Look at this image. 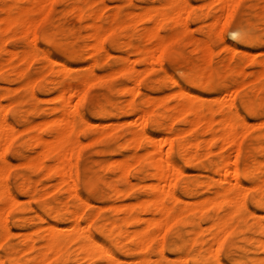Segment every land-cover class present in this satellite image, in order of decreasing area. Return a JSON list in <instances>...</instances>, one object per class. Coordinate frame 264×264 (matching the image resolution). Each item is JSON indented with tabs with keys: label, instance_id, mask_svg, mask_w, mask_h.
Returning <instances> with one entry per match:
<instances>
[{
	"label": "bare ground",
	"instance_id": "1",
	"mask_svg": "<svg viewBox=\"0 0 264 264\" xmlns=\"http://www.w3.org/2000/svg\"><path fill=\"white\" fill-rule=\"evenodd\" d=\"M28 1L29 4H23V6L20 4L12 5L6 2L0 6V9L5 12L1 14L4 16L0 18V33L1 31L5 32L12 28L30 33V38L28 37L29 41L26 42L28 46L22 54H19L18 51H14V49L6 50L9 59L7 58L8 60L6 59V62L0 63V72H3L5 68H11L10 66L15 64L12 63V60L16 58L19 61L27 60V62L32 58H43L45 60V64H42V66L44 65L43 77L48 75L47 72L53 69V64H57L58 67L56 66L57 69L54 73L56 78L55 80L53 79L54 81L52 80L54 84L52 87L49 86L47 90L52 88L55 92L53 93L55 94L53 98L57 104L54 106L52 105V107H54V110L58 113L54 114L55 117H50L52 119L43 118L44 120L42 119V121L37 123H23L22 132L28 134L26 143L33 148V151L31 150L32 153L26 157L23 165H28L29 169L32 167L35 168V170L39 169L42 172L44 171L43 173L45 174H54L58 184L57 185L55 182L54 185H65L69 193L68 196L74 195L80 202L72 208L68 206L62 207L57 203L52 205L49 204L50 206L45 205L46 207L44 206L45 208L42 212L46 213L50 218L46 219L42 213H36L34 216H36L40 224L35 228L32 227V231H30L31 228L27 230L28 232L22 233L21 246L18 248L13 245L6 246L5 250L9 264H45L50 259H57L62 262L84 259L92 264L98 259L101 261L97 264H188L187 254L182 253V249L186 244L188 247L190 246L194 249L192 261L196 264L200 261H203L204 264H264V116L260 115L257 109H254L253 105L255 106L256 104L255 100L249 101L250 107H248L247 111L255 120L250 127V123L245 116L236 108V98L241 90L239 87H244L248 84L254 87L255 90L257 88V90L259 89L261 92L264 91V61L261 60L262 62H258L261 64L260 69H258L257 74L249 81H246L243 75L241 76L243 71L240 70L241 67L239 64V67L238 65L230 66L229 69L231 72H235L238 76L240 75L237 79H234L236 81L234 86L238 85L239 87H235L233 91H230L231 87L229 90L224 88L223 91L221 90V93H218L219 95H210L211 97L196 94L191 87L182 85L172 74L163 70L164 73L167 74L171 85L174 84L176 88L170 90V92L163 96L157 95L158 97H152V95L150 96L144 93L140 104H138L141 106L135 107L137 104H134L135 96L141 92L138 82L122 83L119 89H121V92L128 95L126 99V101H128L127 104H129L132 109L135 108L133 113H135L136 118L132 121L135 123L136 127L131 133L132 136L129 135L130 144H132L134 148L129 154L126 155L121 153L117 159H113L108 169H110L111 174H115V176L117 174L119 178H124V182L128 184L127 174L130 163H132L129 159L132 157L138 165L148 161L149 168L146 172L151 180L148 182L144 177H141L135 183V185L139 186L141 191L140 195H137L136 200L105 204L104 206L106 207V205H108L107 208L111 209L112 213L101 222L96 223L95 221L94 223V220H96V211L94 212L95 214H91L89 219L93 225V231H91V225L87 224L89 220L87 219L88 221L86 223L82 222L83 214L81 212L83 208H85L83 206H89L91 203L81 198L76 190L78 170L76 161L73 159L77 155L76 148L77 144H79L76 138V124L79 121L82 126L89 127L90 123L79 112L76 103L84 97L86 86L94 81L110 79L117 74L132 77L138 73L145 72L148 66L150 64L152 66L154 63L158 67H163L161 58L169 45L165 40H160L158 46L135 48L142 53L141 61L147 65V68H144L145 70H137V68L132 65L134 57L131 61V59H129L130 57L127 58L122 55L124 57H122L118 67L110 68L106 74H101L102 76L100 75V77L97 75L98 78L94 77L96 74H94L93 66L95 64L97 65L99 61L102 62L104 60L101 58L103 51V43L101 42L102 37L107 32H114L123 25L128 26L134 22V19L139 17L140 19H146L152 22L150 23L151 25L149 24L150 26H143L145 29L144 36L145 39L155 40L159 36V29L166 22L170 23V25L173 24L177 26L180 28L179 30H183L185 26H187L185 15L189 13L191 9L186 2L187 0H159L158 5L152 4L153 6H146L142 11L140 10V12H128V10L126 13H122L120 9H116L107 20L103 21V12L101 14L99 10H96V8H101L106 4L101 6L96 5H100L102 0L98 2H92L91 0H72V6H69L70 8H68L67 12L73 14V20L71 21L70 29H65L64 32L70 31L72 34L74 33L73 36L76 38L84 36L85 42L82 46V50L88 52L94 59L93 63H87L90 65H87L84 73L81 75H74L68 80L66 76L73 72L74 68L66 62L52 59L34 41V29L40 18L36 17V7L39 6L43 8L44 13L42 16H44L50 9L51 0ZM213 2L217 3L224 12L225 20L232 15L237 4V0H212L211 3ZM94 5L97 7L94 8ZM201 14L204 15V13ZM211 16L212 15H210V17ZM84 18H89L90 21L84 26L87 31L82 35L79 22ZM139 18L138 20H140ZM218 19L219 15H214L212 25H214ZM234 33L242 37L244 34L243 27L237 26V28L233 30V34ZM2 44V37L0 36L1 52L3 51ZM226 48L233 53L237 51L234 45L227 44ZM104 50L106 51V49ZM241 51L244 56L254 54L253 52L251 53V50L247 49H241ZM107 53L104 54V56L110 55ZM218 64L220 65V63ZM16 67L20 68L16 70V68L13 67L15 68L14 73L23 78L24 84L31 89L30 87L35 77L33 78V76L28 74V70L25 68L26 66L21 67L17 65ZM217 72L218 67H212L206 79L208 80L212 74H216ZM196 78V80L201 82L204 78L203 72H198ZM87 79L90 80L86 82ZM5 80L10 81V78ZM161 80L163 81L164 79ZM161 80H159L160 83L162 82ZM129 81L131 82L132 80L130 79ZM187 81H190V79ZM192 81L195 80L192 79ZM17 85L19 86V84ZM203 86H205V83ZM252 89L253 88L250 89V92ZM53 94L51 95L52 100ZM1 95L2 94H0V96ZM75 98L76 103H73V99ZM170 100L175 101L174 104L172 103L173 105H171V103H169L171 106H167L163 111L159 112L158 107H163L162 101H166L167 103V101ZM209 101L211 102L209 103ZM259 101L257 103H260ZM0 104V246H2L6 237L10 235L11 232L5 217L6 212L9 208L16 205L18 199L13 194L7 182L6 172L8 171L9 163L4 156H2V148L6 145L5 143L6 141L8 142L10 136L12 134L14 135L15 128L2 113L5 111L6 107L3 108L2 103ZM1 108L4 110L2 109V111ZM103 109L101 110L103 111ZM101 110H98V113ZM105 110V112H107V109ZM111 110H113V108H111ZM22 116L21 111L16 112V117L21 118ZM180 118L186 123V128H175L174 122ZM153 119L157 121L158 129L148 132L143 126L147 121ZM112 126L114 125L112 124ZM160 127H163V130H166V132H160ZM19 130L18 128L17 131ZM44 130L49 131V137L41 135V132ZM248 131H253L258 138V140L252 144L251 148L253 150H259L263 155L246 152L241 160L239 142L241 136ZM168 133H171V135ZM204 134L207 136H203ZM255 135L253 136L255 137ZM217 143V146H219L218 155L211 163L212 166L210 168L208 167V173L202 174L199 172L196 178L193 177V180L189 179L185 181L184 184L181 185L180 190L177 191V179L184 172L176 161L175 156H178L183 163H192L201 156L211 154L213 152L212 147ZM144 144L146 147H144V151H141L140 148H142ZM227 145L234 146V151L236 150V155L234 157L230 156L232 152H226L231 151L225 150ZM234 153L235 152H233L232 155H234ZM50 156L53 158V161L48 164V162L46 163V158ZM24 180L26 181V179L20 180L21 183L19 184L20 188L23 189L24 186H27L23 182ZM127 184L123 187H119V184L113 186L110 184L112 187V195L116 197L123 195L127 189L129 190ZM201 186L211 191V194L207 196L204 195V197L201 196V198L196 196V198L192 197L194 191ZM27 189L29 190V188ZM49 189L42 190V194L47 195L51 190ZM189 196H191V198L187 199ZM248 196L250 200L258 206V210L252 211L248 209L246 205V198ZM79 205H82V209ZM102 206L99 205V208L101 207L102 209ZM98 209L96 210L98 211ZM209 212H211V214ZM196 213L200 215L209 213L210 220L205 227L199 224L198 221L200 220L196 219ZM148 214H151V216ZM64 215H67L66 218H69L70 222L66 225H60ZM16 219H18V224L20 225H23L28 220L19 217ZM248 219H250L251 222L249 226L244 227L243 222ZM174 224H180V228L176 230L172 240H169L170 252L175 255L174 257H169L170 255L167 256L164 254L165 250L163 251V248L165 245L162 246V239L166 229ZM95 232H97V234ZM205 232L208 233V237H204ZM229 238H231V240L228 241L227 244L228 256L225 263H223L218 257V252L225 246ZM157 239L158 247L155 249L157 250V257L151 259L147 254V250ZM166 243L167 241L165 244ZM20 252L25 254V256L19 257L18 254H20ZM120 254L132 258H129L130 260H126L127 258L122 260L119 257ZM136 254H138V256H136ZM134 256H136V258H133ZM5 262L3 261V264ZM0 264H2L1 258Z\"/></svg>",
	"mask_w": 264,
	"mask_h": 264
},
{
	"label": "rangeland",
	"instance_id": "2",
	"mask_svg": "<svg viewBox=\"0 0 264 264\" xmlns=\"http://www.w3.org/2000/svg\"><path fill=\"white\" fill-rule=\"evenodd\" d=\"M91 1L98 2L99 0ZM5 2L10 3L12 5L20 4L21 6H23V4H29L28 0H0V6ZM186 2L188 3L191 11L185 15L187 26H185L183 30H179L180 28H178L177 26L173 24L170 25V23L166 22L164 25L161 26V30L159 29V36L157 37V39L148 40L147 38L145 39V29L143 26H150V23L152 22L146 19H140L139 17L138 18L140 20H138V18L135 17L136 19L133 20L134 22L129 24L128 26L123 25L122 27L117 28L114 32H107L102 37L101 41L104 44H102V46L103 51L105 52L104 53L102 51L101 58L104 60L102 62L99 61L97 65L95 64L93 66V70L94 74H96L94 77H100L101 74H106V72H108L110 68L118 67L122 57L124 56H126L127 58L130 57L129 59H131V61L134 57L135 60L133 59L132 65L137 68V70H145L144 68H147V65L143 61H141L142 53L138 50V47L147 48L150 46H158L160 40H165L169 44L168 49L161 58V63L163 67H158L154 63L152 66L150 64L145 72L138 73L137 75H134L132 77L117 74L115 76H112L110 79H106L103 81H94L88 84L89 86H86L85 95L82 100L76 103V98L73 99V103H76L79 112L90 123L89 127L82 126L79 121V124L78 122L76 124V138L78 140L77 143L79 144H77L76 148L77 155L75 154L76 156L75 158H73L76 161V166L78 170V177L76 179V190L81 196V198L86 199L91 203L89 206H83L85 208H83V211H81L83 214L82 222L84 223H86L90 219L91 214H95V211L96 220H94V223L95 221L96 223H99L104 220L107 216H109L112 212L111 209L107 208L108 205H106V207L104 206L105 204L120 203L125 201L129 202V200H136L137 195H140L141 191L139 189V186L135 185V183L141 177H144L148 182L149 180H151L148 173L146 172L149 168L148 161L143 162L142 164L140 163V165H138L136 164L135 159L133 160L132 157L129 159V161H131L133 164L130 163L129 166L127 174L128 184L124 182V178H119L117 174L116 176L115 174H111L110 169H108L110 167L109 164L113 161V159H117V157H119L121 153H124L126 155L129 154V152L132 151L134 148V146L130 144V136H132L131 133L135 130L134 128L136 127L135 123H133L132 121L136 118L135 113H133L135 108L132 109L129 104H127L128 101H126V99L128 95L124 94V92H121V89H119L122 83L124 84V82H138L141 92L135 96L134 104L137 103L135 107L141 106L138 104H140L144 93L149 94L150 96L152 95V97H158L157 95L163 96L166 93L170 92V90L176 88L174 84L171 85L167 74L164 73L163 70H166L167 72L172 74V76L177 79V81L182 85L191 87L194 92L198 95L205 97H209L210 95L216 96L219 95L218 93H221L224 88H227L229 90L231 87L230 91H233L235 87H239L238 85L234 86V84L236 83L234 79H237L240 75L238 76L235 72H231L229 69L230 66H236L239 64L242 68H240V70L243 71V74H241V76L243 75L245 80L249 81L257 74L258 69H260L261 64H259L258 62L261 60L264 61V0H237V4L233 10V13L227 20L224 19V12L220 9L219 5L215 2L211 3L212 0H187ZM206 2H209V5ZM72 3V0H51L50 9L48 13L44 16H42V14L44 13L43 8H40L39 6L36 7V17L40 18L38 19L37 25L34 29V41L38 44L40 48H42L52 59L61 62H66L72 68H74L75 72L73 71L69 73L70 75L68 74L66 76V79L68 80H70L74 75H81L82 73H84L87 65H90L87 63H93L94 59V57L91 56L88 52L82 50V46L85 42V39L83 38L84 36L82 35H84L87 31L86 27L84 26L88 21H90L89 18H84L79 22L82 37L79 36L76 38L75 36H73L74 33L72 34L70 31H67L66 33L64 32L65 29H70L71 21L73 20V14L67 12L68 8H70L69 6H72ZM103 4L105 5L101 8H96V10H99L101 14L103 12L102 20L105 21L116 9H120L122 13H126L128 10V12H140V10L142 11V9H144L146 6H153L152 4L158 5L159 0H102L100 5H96L101 6ZM95 7L97 6L94 5V8ZM207 10L210 12H208ZM4 13L5 12L0 9V18L4 16L1 15ZM201 13H204V15ZM217 14L219 15V19L214 25H212L213 16ZM210 15L212 16L210 17ZM165 26L168 27L166 28ZM237 26H242L244 29V34L242 35V37L240 36L242 41L236 33L233 34V30L237 28ZM1 33L0 36L2 37L3 51H0V63L6 62L9 59L6 50L14 49V51H18L19 54H22L26 50L25 48H27L28 46V43L26 42H28L30 38L29 32H26V35L24 30L21 31L20 29L12 28L5 32L1 31ZM225 44L236 46L237 51H235L234 53L228 51ZM104 49H106V51ZM241 49L251 50V53L253 52L254 54L244 56ZM107 52L110 55L104 56V54H106ZM17 60V58L13 59L12 63H15L21 67L26 66L25 68L28 70V74L30 76H33V78L35 77V80L30 87L31 89H29V87L24 84V79L14 73L15 68L16 70L20 68L16 67L17 65L15 64L10 66L11 68H5L3 72H0V94H2L0 96V103H2L3 108L6 107L5 111L2 113L15 128L14 135L12 134L10 136V139L8 140V142L6 141V145L4 144L5 146H3L4 148H2V156H4V158L9 163L7 169L8 171L6 172L7 182L11 190L13 191V194L18 199L16 205L9 208L5 216L8 226L11 229V232L10 235L6 237L4 244L0 246V258L2 264L3 261L5 262L6 260L7 261L4 264H9V260L5 250L6 246L13 245L17 248L20 247L22 242V233H26L28 232V229H31L32 227L35 228L37 225L40 224L36 216H34L36 213H42L43 216L48 219L50 218V216L42 212V210L46 206H50L52 204L57 203L62 207L68 206L69 208H72L80 202V200L77 199L74 195L68 196L69 193L66 190L67 187L65 185L57 186L58 184L56 182V177L54 174H45L43 173L44 171L42 172L39 169L35 170V168L32 167H30L29 169L28 165H23V162L26 157L30 155L33 151L32 146L26 143L28 134L22 132L24 124L26 122L37 123L42 121L43 118L52 119L53 116L55 117L54 114L58 113L56 110H54V107H52V105L54 106L57 104V102L53 98L55 95L53 93L55 92L52 88L50 90H47L49 86L52 87L54 84L53 81L56 78L54 73L58 65L53 64V69L47 72L48 75L43 77L44 65L42 66V64H45V60L43 58H32L30 61L28 60L29 64L27 60ZM216 63H220V65H217ZM211 66H217L218 72L216 74H212L207 80L206 78L208 77L210 69L212 68ZM200 71H202L204 74V78L201 80L202 83L199 82V80H196V75ZM226 71L228 72V75ZM7 77L10 78V81L5 80L8 79ZM130 79L132 80L131 82L129 81ZM161 79L164 80L162 81ZM188 79H190V81H187ZM192 79L195 81H192ZM89 80L90 79H87L86 82ZM159 80L162 81V84ZM191 81L193 82V84ZM164 83L167 85H165ZM204 83L205 86H203ZM17 84H19V86ZM208 84H210L211 87ZM239 88H241V90L239 91L238 97L236 96L238 98V100L236 98V108L241 114L245 116L247 121L250 123L249 126L251 127V124H253L255 120L251 115L248 114L247 111L248 107H250L249 101L255 100L256 104L255 106L253 105L254 109H257V112L260 113V115L264 116V91L261 92L259 91V89L257 90V88L255 90L254 87L248 84L244 87ZM251 88H253L252 90L255 91L251 90L250 92ZM52 94L53 100L51 99ZM257 100H260V103H257ZM174 102L175 101L172 100L167 101V103L166 101H162L163 107L159 106L158 111H163L167 106L173 105ZM210 102L211 101H209V103ZM169 103H171V105H169ZM110 107L113 108V110H111ZM114 107L116 110L114 109ZM3 108H1V110ZM125 108L127 109V111ZM101 109H103V111ZM105 109H107L108 113L105 112ZM98 110L101 111H99L98 113ZM18 111H21L23 115L21 118L16 117V112ZM113 112L116 114H114ZM129 117L131 118V120ZM155 121V119L147 121V123L143 126L144 128H146L145 130L148 132L157 130L158 124L157 121ZM150 122H152L153 124ZM112 124L114 126H112ZM174 126L175 128L180 129L186 128L187 125L183 121V119L180 118L174 122ZM18 128L21 130V132L20 130L17 131ZM163 129V127H160L159 131L166 132V130ZM42 132L41 135H45L44 137H49V131L44 130ZM168 134L171 135V133ZM253 135H255L253 131H248L243 134V136H241L240 138L239 147L241 151V160L246 152L263 155V153L259 150H253L251 148L252 144L256 142V140H258L257 136L255 135V139ZM203 136L207 135L204 134ZM217 145L218 143L212 147L213 152L211 154L201 156L199 159L192 163H183L178 156H175L176 161L184 172L177 179V191L180 190L181 185H183L185 181L189 179L193 180L194 178H196V175L199 174V172L202 174L208 173L207 169L212 166L211 163L218 155L219 146ZM144 147H146L145 144L142 148H140V150L144 151ZM225 150H231L226 152H232L230 154V156L232 157L236 155V150L234 151L233 145H227ZM233 152H235L234 155H232ZM46 159V163L48 162V164L52 163L53 161V158L51 156ZM19 163H21L22 165ZM23 179H26V181L24 180L23 182L27 185L24 186V189L20 188L19 186V184L21 183L20 180ZM102 181L104 184L102 183ZM55 182L57 185H54ZM110 184L112 186L115 184H119V187H123L127 184L129 190L127 189V191L123 193V195L116 197L112 195V187L110 186ZM27 188H29V190ZM46 189H49L50 192H48L47 195H43L42 190ZM32 190L36 191L33 192ZM210 194L211 191L207 190L204 186H201L194 191L192 197L196 196L201 198V196L204 197V195L207 196ZM188 198H191V196L187 197V199ZM62 203H64L65 205ZM92 203L95 205H93ZM246 203L249 210L256 211L259 209L257 208L258 206L250 200L249 196L246 198ZM97 205L98 208L99 205L102 206V209L101 207L98 209ZM96 209H98V211ZM209 213L211 214V212ZM209 213H206L204 215L196 213V219L200 220L198 222L199 224H201L202 227H205L206 224H208L210 220ZM148 215L151 216V214ZM66 216L67 215H64V217L61 219L60 225H66L70 222L69 218H66ZM18 217L25 218L28 220L23 225H20L18 224V219H16ZM250 222V219L244 220V227L249 226ZM87 224L91 225L90 230L93 231V225L90 220L87 222ZM33 228L30 231H32ZM178 228H180V224H174L171 227L167 228L164 232L165 237L163 236L162 246L165 245L163 251L165 250L164 254L167 256L170 255L169 257L175 256L172 252H170L171 250L169 249V243ZM95 233L97 234V232ZM204 237H208L207 232H205ZM158 239L155 240L151 244L150 248L147 250V254L149 255V257H151V259H155V257H157V250L155 249L158 247ZM230 240L231 238L227 240L225 246L221 248L218 252V257L223 263H225L228 256L227 244ZM166 241L167 243L165 244ZM190 248L191 247H188V245L186 244V246H184V248L182 249V253L187 254L188 264H196L192 261L194 249ZM123 255L124 254H120L119 256L122 260H125L126 258V260H130L132 258ZM18 256L24 257L25 254L20 252ZM136 256H138V254H136ZM136 256H134L133 258H136ZM75 261L76 260L62 262L57 259H50L45 264H92L91 262L86 261L84 259H81L76 262ZM100 261L101 260L99 259L95 260L93 264H97ZM197 264L204 263L203 261H200Z\"/></svg>",
	"mask_w": 264,
	"mask_h": 264
}]
</instances>
